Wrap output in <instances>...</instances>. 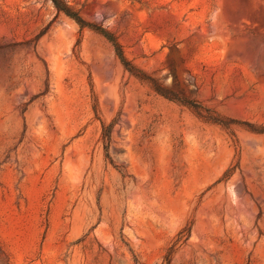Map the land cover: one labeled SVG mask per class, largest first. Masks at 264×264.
<instances>
[{
    "label": "rangeland",
    "instance_id": "obj_1",
    "mask_svg": "<svg viewBox=\"0 0 264 264\" xmlns=\"http://www.w3.org/2000/svg\"><path fill=\"white\" fill-rule=\"evenodd\" d=\"M68 1L0 0V264H264V0Z\"/></svg>",
    "mask_w": 264,
    "mask_h": 264
},
{
    "label": "trees",
    "instance_id": "obj_2",
    "mask_svg": "<svg viewBox=\"0 0 264 264\" xmlns=\"http://www.w3.org/2000/svg\"><path fill=\"white\" fill-rule=\"evenodd\" d=\"M51 1L53 2L54 6L56 7V9L59 12H64L68 16L74 18L81 25V27H84V26L89 24L88 21L82 16L79 9H76L68 0H51ZM101 32L109 40H111L114 43L115 48H116V52H117L118 56L120 57L121 61L124 63V65L133 71V68L135 67V65H133L132 62L125 55L123 48H122V45L118 41V39L116 37H113V35H111L107 31H101ZM149 77L153 78L150 75H149ZM158 88H159L158 90L161 93H163L165 96H167L169 98H177L174 95L175 93H173V91H171L168 87L163 86V85H159Z\"/></svg>",
    "mask_w": 264,
    "mask_h": 264
}]
</instances>
